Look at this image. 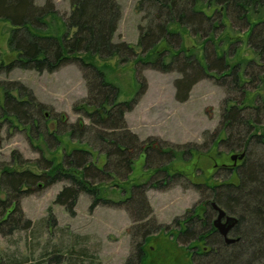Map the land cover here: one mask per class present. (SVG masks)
I'll use <instances>...</instances> for the list:
<instances>
[{
	"label": "trees",
	"instance_id": "1",
	"mask_svg": "<svg viewBox=\"0 0 264 264\" xmlns=\"http://www.w3.org/2000/svg\"><path fill=\"white\" fill-rule=\"evenodd\" d=\"M65 1L69 3V13L62 21L63 28L53 33L45 28L47 17L56 13L53 2L38 5L35 0H0V20L11 25L8 48L17 53L8 63L0 61V69L53 72L74 63L82 73L87 91L72 106L79 115L77 121L60 134L76 138L85 146L71 147L57 159L56 150L61 142L44 126L47 106L21 84H8L3 89L0 119L11 123L14 120L28 127V131L44 140L47 148L50 140L57 145L50 151V158L41 156L36 161H28L33 169L2 167L0 189L4 197H0V234L9 235L31 226L29 219L21 220L24 215L19 200L32 193L33 185L40 181L43 186L64 181L66 184L53 203L62 206L69 215L75 213L81 195L89 197L90 208L123 206L132 222L130 231L134 230L133 236L139 237L134 243L133 255L124 264H142L145 245L163 228L153 215L146 187L168 186L169 182L184 176L181 170H171L172 161L184 160L187 154L191 157L207 153L212 146L218 149L223 146L230 154L244 151L245 155L235 166L219 167L226 172L221 181H213L210 175L194 184L198 190L206 189L207 196L184 216L175 218V228L164 229H173L179 240L189 241L185 246L192 264H264V150L257 156L251 154L257 146L264 147V102L258 94L249 99L248 93L258 88L261 79L264 83V0H137L135 10L140 18L135 45L114 41L121 15L117 0ZM208 8H212L209 13ZM226 22L235 33L246 34V45L257 60L249 58L234 63L228 60L235 48H221ZM185 33L198 40V48L196 44L192 48L184 45ZM114 58L118 64L132 62L138 75L143 68L176 71L179 76L173 82L174 98L179 102L186 101L192 86L205 77L214 79L226 90L219 126L211 133L205 152L198 146L178 149L153 137L141 140L130 131L124 116L143 95L146 83L136 76L134 94L120 99L119 87L107 78L103 66L96 61ZM13 90L18 97L11 93ZM83 118L88 123L83 124ZM89 131L91 144L79 138ZM141 154L145 155L144 169L150 168V161L158 160V164L151 168L153 174L147 182L127 183L133 162ZM163 159L168 161L163 163ZM106 185L121 189L124 198L117 202L107 198ZM212 200L237 218L229 231L230 236L238 238L235 242L225 243L213 226L210 212L215 215L216 212L210 206Z\"/></svg>",
	"mask_w": 264,
	"mask_h": 264
},
{
	"label": "rangeland",
	"instance_id": "2",
	"mask_svg": "<svg viewBox=\"0 0 264 264\" xmlns=\"http://www.w3.org/2000/svg\"><path fill=\"white\" fill-rule=\"evenodd\" d=\"M35 1L38 5L46 1L53 2L56 13L55 16L47 17L45 28L53 33L60 31L63 28L62 21L70 10L69 3L65 0ZM117 1L121 15L114 41L123 40L135 45L140 18V13L135 10L137 0ZM211 9L208 8L206 12H211ZM262 12L264 18V8ZM10 28L8 21L0 20V61L3 63H8L17 55L16 51L8 48ZM235 32L226 22L221 48H235L228 60L231 63L249 58L257 60V56L246 45V34ZM183 38L186 47L192 48V45L198 42L186 33ZM230 42L233 44L230 45ZM197 48L195 51L199 53ZM96 61L98 65L103 66L107 78L119 87L120 99L129 98L134 94L137 88L136 76L139 81L143 79L146 83L145 92L124 116L128 128L139 139L153 137L178 149L198 146L202 152L206 151L211 133L219 126L221 104L226 95V90L218 86L214 79H200L192 86L188 99L179 102L174 98L173 82L179 76L176 71L161 72L143 68L138 75L134 72L132 62L118 64L115 58L105 62ZM261 81L257 89L248 92L249 99L258 94L264 102V83L262 79ZM8 84H21L29 88L37 101L47 106L43 116L44 126L59 137L61 142L56 150L57 159L71 147L85 146L76 141V138L69 139L60 135L69 124L77 121L79 115L74 113L72 106L84 98L87 92L77 65L68 63L53 72L22 68L5 72L0 69V103L3 101V89ZM11 93L18 97L16 91ZM59 119L63 120V123ZM82 122L85 124L88 120L83 118ZM79 138L82 142L90 144L93 141L91 131L81 134ZM56 145L54 140H50V148H47L44 140L38 138L34 132L28 131V127L24 128L14 120L11 123L0 119V176L4 166H12L17 170L28 167L33 169L28 161H36L41 156L50 158V151ZM202 145L203 147L199 148ZM263 150L264 147L257 146L251 154L257 156ZM217 151H220V155H216ZM204 154L196 153L191 157L187 154L184 160L172 161L171 170H181L184 176L169 182L168 186L157 184V187H146L145 193L153 215L163 228L145 245L146 256L142 264H192L190 252L185 246L189 241L179 240L177 231L164 227L175 228V218L184 216L188 209L203 199V196L205 199L206 189L198 190L194 184L203 182L210 175L216 182L226 177V172L219 167L231 164L230 153L223 146H219V149L212 146ZM144 160V154L134 160L127 183L149 180L153 174L151 168L157 166L158 160L150 161L149 169H144ZM167 161L162 160L163 163ZM234 178L233 176L232 179L236 180ZM42 184L40 181L33 185L32 193L21 196L19 200L24 215L21 220L29 219L31 226L9 235L0 234V264H7L9 260V264H124L128 256L133 255L134 243L139 241V237L133 236L134 230L130 231L132 222L123 206L113 204L90 208L89 197L81 195L77 200L75 213L69 215L62 206L53 203L56 194L66 183L60 181L47 186ZM109 186L104 187L107 198L116 202L124 198L121 189ZM126 186L128 185L124 187ZM0 197H4L1 189ZM210 215L212 220L215 213L210 212ZM55 256H58V259Z\"/></svg>",
	"mask_w": 264,
	"mask_h": 264
},
{
	"label": "water",
	"instance_id": "3",
	"mask_svg": "<svg viewBox=\"0 0 264 264\" xmlns=\"http://www.w3.org/2000/svg\"><path fill=\"white\" fill-rule=\"evenodd\" d=\"M245 152L242 151L240 153H232L229 155V159L232 161L231 166H235L238 160H242ZM210 206L216 212L214 219L212 220V224L218 233L222 236L223 241L227 244L233 243L238 238H234L229 235L230 229L234 226L237 221L235 216L227 214L224 209L219 207L213 200L210 201Z\"/></svg>",
	"mask_w": 264,
	"mask_h": 264
}]
</instances>
